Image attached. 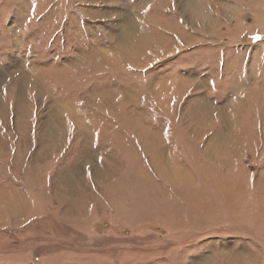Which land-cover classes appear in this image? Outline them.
I'll return each instance as SVG.
<instances>
[{
	"label": "rangeland",
	"instance_id": "rangeland-1",
	"mask_svg": "<svg viewBox=\"0 0 264 264\" xmlns=\"http://www.w3.org/2000/svg\"><path fill=\"white\" fill-rule=\"evenodd\" d=\"M0 264H264V0H0Z\"/></svg>",
	"mask_w": 264,
	"mask_h": 264
},
{
	"label": "bare ground",
	"instance_id": "bare-ground-1",
	"mask_svg": "<svg viewBox=\"0 0 264 264\" xmlns=\"http://www.w3.org/2000/svg\"><path fill=\"white\" fill-rule=\"evenodd\" d=\"M189 3V2H188ZM193 3V2H192ZM190 5H191V2H190ZM197 15H199V16H202L199 12H196V13H194L193 12V15H192V18H196L197 17ZM206 15V14H205ZM207 16V15H206ZM209 17V16H208ZM200 18V17H199ZM201 18H203V20L205 19V16L203 15ZM198 19V18H197ZM209 19V18H208ZM203 20H202V22H203ZM201 21V20H200ZM194 22V21H193ZM200 22H197V24H199ZM212 23V22H211ZM206 24V23H205ZM209 24V23H208ZM200 25V24H199ZM202 25V24H201ZM203 25H204V23H203ZM214 25V24H213ZM195 27H197V26H195ZM202 28V27H201Z\"/></svg>",
	"mask_w": 264,
	"mask_h": 264
}]
</instances>
